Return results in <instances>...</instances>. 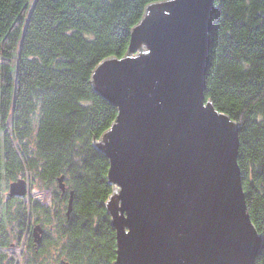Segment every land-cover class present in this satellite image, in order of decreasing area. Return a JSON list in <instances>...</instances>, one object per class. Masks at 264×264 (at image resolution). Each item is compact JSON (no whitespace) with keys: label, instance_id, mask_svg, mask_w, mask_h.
<instances>
[{"label":"trees","instance_id":"1","mask_svg":"<svg viewBox=\"0 0 264 264\" xmlns=\"http://www.w3.org/2000/svg\"><path fill=\"white\" fill-rule=\"evenodd\" d=\"M157 1L166 0H39L27 19V0H0V264H115L107 207L115 184L96 142L119 110L93 73L126 54L132 28ZM215 6L205 98L239 125L238 164L264 264V0ZM61 176L66 190L57 186L48 203L30 194ZM18 178L28 193L9 197ZM38 222L41 242L29 232Z\"/></svg>","mask_w":264,"mask_h":264},{"label":"water","instance_id":"2","mask_svg":"<svg viewBox=\"0 0 264 264\" xmlns=\"http://www.w3.org/2000/svg\"><path fill=\"white\" fill-rule=\"evenodd\" d=\"M215 9V0L149 4L126 55L94 70L119 110L96 142L115 184V264H256L263 237L248 213L239 125L205 101ZM72 204L73 192L68 215Z\"/></svg>","mask_w":264,"mask_h":264},{"label":"rangeland","instance_id":"3","mask_svg":"<svg viewBox=\"0 0 264 264\" xmlns=\"http://www.w3.org/2000/svg\"><path fill=\"white\" fill-rule=\"evenodd\" d=\"M38 1L39 0H27V5H28V12H27V19H29L30 18V15L32 14V11H33V9H34V6H39V3H38ZM131 1V0H130ZM144 13H145V11H144ZM144 13H143V15H142V17L144 16ZM215 13H216V9H215V11H214V13L212 14V16H211V18H212V20H213V17H214V15H215ZM142 19V18H141ZM213 23V22H212ZM90 38H92V37H90ZM210 41H211V39H210ZM130 42H131V38H130ZM129 45H130V43H129ZM128 48H129V46H128ZM210 49H211V47H210ZM136 51H137V49H136ZM116 58H118V57H116ZM122 58V57H121ZM102 62V61H101ZM100 62V63H101ZM99 63V64H100ZM208 70H209V68H208ZM207 79V78H206ZM205 101H206V98H205ZM20 180H21V178H18L17 180H9V182L7 183L8 185H12V184H17V183H19V187L20 188H23V187H21V185H20ZM23 181H24V179H22ZM27 181V180H26ZM28 183V182H27ZM57 186H59V182H58V180L56 181V183H51V184H48V183H45V182H41V189H34L30 194L31 195H35L38 199H40L41 200V202H44V203H48L49 202V200H50V198H52V196L54 197V193H53V190H54V192H55V190H56V188H57ZM60 187V186H59ZM9 188V187H8ZM69 189V188H68ZM9 191H11V189L9 188ZM73 190H71V192H72ZM71 192H70V197H71ZM12 193L16 196V194L14 193V191H12ZM27 193H28V186H27ZM26 193V194H27ZM56 197V196H55ZM70 199V198H69ZM68 209H69V207H68ZM123 213V212H122ZM110 214V213H109ZM111 216V215H110ZM124 216H126V214L124 215ZM39 224H35L34 225V227L35 226H37V225H42V227H41V229L43 230L44 229V225L41 223V222H38ZM113 224V223H112ZM113 226H114V224H113ZM114 228H115V226H114ZM35 229H29V232L31 231V233H32V236L33 237H35V238H37L38 239V235H39V237H40V234H42V232H40V233H38L36 236H35V231H34ZM115 230H116V228H115ZM116 234H117V230H116ZM40 239V238H39ZM40 242V241H39ZM116 242H117V237H116ZM24 246L23 245H21L18 249H17V255L19 256V258H22V254H24ZM117 255H118V252H117ZM19 262V261H18ZM66 264H69L68 262L66 263Z\"/></svg>","mask_w":264,"mask_h":264},{"label":"bare ground","instance_id":"4","mask_svg":"<svg viewBox=\"0 0 264 264\" xmlns=\"http://www.w3.org/2000/svg\"><path fill=\"white\" fill-rule=\"evenodd\" d=\"M212 30V29H211ZM128 51V50H127ZM137 51L135 50V51H132V53H136ZM127 53V52H126ZM126 55V54H125ZM124 55V56H125ZM124 56H122V58L124 57ZM114 58H116V57H114ZM122 58H118V59H122ZM105 60V59H104ZM99 65V64H98ZM97 65V66H98ZM212 103V102H211ZM213 105V104H212ZM214 106V105H213ZM240 128L238 127V130H239ZM239 132V131H238ZM40 137V141H41V139H42V135H40L39 136ZM34 141H36L35 139H34ZM37 142V141H36ZM242 176V175H241ZM22 179H24V178H21V180ZM60 179V178H59ZM58 182L59 183H62L61 182V179L60 180H58ZM26 185L28 186V183H26ZM10 189H11V191H9V188H8V196L9 197H12V198H14L15 197V195L12 193V191H14V193L16 194V196H18V197H20V196H25V193H23V194H20L21 193V191L23 190V188H25V187H23V188H20V187H18L17 185H15V184H12V185H7ZM249 213V212H248ZM41 227H42V225H40ZM30 229H34V226L33 225H31L30 226ZM36 231V230H35ZM26 234V233H25ZM32 238H33V240H36L37 241V239L35 238V237H33L32 236ZM43 238V234H40V242H41V240H43L42 239ZM24 245V244H23ZM117 251H118V249H117ZM259 253H260V251H259ZM259 255V254H258Z\"/></svg>","mask_w":264,"mask_h":264}]
</instances>
